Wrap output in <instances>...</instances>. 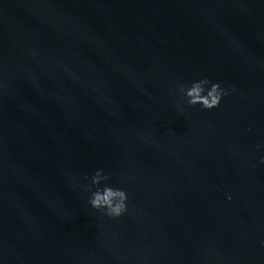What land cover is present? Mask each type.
Returning <instances> with one entry per match:
<instances>
[{
  "label": "water",
  "instance_id": "water-1",
  "mask_svg": "<svg viewBox=\"0 0 264 264\" xmlns=\"http://www.w3.org/2000/svg\"><path fill=\"white\" fill-rule=\"evenodd\" d=\"M204 76L235 91L178 111ZM260 156L264 0H0V264H264Z\"/></svg>",
  "mask_w": 264,
  "mask_h": 264
},
{
  "label": "clouds",
  "instance_id": "clouds-1",
  "mask_svg": "<svg viewBox=\"0 0 264 264\" xmlns=\"http://www.w3.org/2000/svg\"><path fill=\"white\" fill-rule=\"evenodd\" d=\"M235 91L233 86H224L204 76L194 79L190 83H178L175 88L170 87L173 103L178 111L184 112L185 106H199L201 110H212L220 106L222 100ZM178 93L179 99H175ZM259 150L261 144H257ZM259 164H264V156H260ZM87 193L88 205L108 219H118L129 211V195L124 187L111 183V174L103 168H97L91 175L85 174L83 182L73 185ZM231 199V196H228Z\"/></svg>",
  "mask_w": 264,
  "mask_h": 264
}]
</instances>
